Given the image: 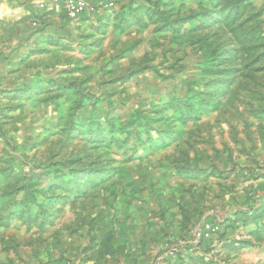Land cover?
I'll list each match as a JSON object with an SVG mask.
<instances>
[{
  "label": "rangeland",
  "instance_id": "374dc122",
  "mask_svg": "<svg viewBox=\"0 0 264 264\" xmlns=\"http://www.w3.org/2000/svg\"><path fill=\"white\" fill-rule=\"evenodd\" d=\"M85 1L0 0V264H264V0Z\"/></svg>",
  "mask_w": 264,
  "mask_h": 264
},
{
  "label": "crops",
  "instance_id": "0c3cea01",
  "mask_svg": "<svg viewBox=\"0 0 264 264\" xmlns=\"http://www.w3.org/2000/svg\"><path fill=\"white\" fill-rule=\"evenodd\" d=\"M63 1H66V0H10V3H5V5L8 8H10L9 10H11V12L8 13V15L10 16L11 20H14L15 23L17 21L18 23H21V25L25 26V23H23L24 22V20H23L24 16H29V14H31V11H34L35 13L39 12L41 18H43V19H45V18H48V19L50 18L52 20L55 19L56 21L54 23L55 24L57 23V25H58V24H61L62 21H61L60 15L59 14L57 15L56 12L58 10L57 8L61 9V7H64L61 5V3ZM99 1H101V0H99ZM107 1L109 2L108 3V5H110L109 7L113 8L112 11L118 10V12L119 11L121 12L122 8L124 7V4L127 0H107ZM113 3H114V5H113ZM5 5H3V6H5ZM29 21H30V19H29ZM47 23H50V21ZM46 29H48V28H46ZM55 31L57 32V30H55ZM49 34H51V33H48L46 30H44L40 33V36H48ZM39 37H36V38H39ZM19 48H20L19 44H14V45L13 44L12 45L0 44V63L7 65V64H13V62L19 60V58H20L19 54L20 53L24 54L23 52L18 53ZM251 183H253V186L256 188L259 186V182L255 183V182L251 181ZM195 225H197V224H195ZM254 238H259V237L257 235H255ZM87 262L88 261H86L83 264H87ZM49 264H63V259L60 256L57 259V262H55V263L50 262Z\"/></svg>",
  "mask_w": 264,
  "mask_h": 264
},
{
  "label": "built area",
  "instance_id": "2783aa9c",
  "mask_svg": "<svg viewBox=\"0 0 264 264\" xmlns=\"http://www.w3.org/2000/svg\"><path fill=\"white\" fill-rule=\"evenodd\" d=\"M64 10L67 16L77 21L83 17L88 12H96L95 7H91L85 0H68L64 4ZM195 241L197 242L202 237L201 229L195 231ZM163 257L162 255L157 258L156 264H162Z\"/></svg>",
  "mask_w": 264,
  "mask_h": 264
},
{
  "label": "trees",
  "instance_id": "16d2710c",
  "mask_svg": "<svg viewBox=\"0 0 264 264\" xmlns=\"http://www.w3.org/2000/svg\"><path fill=\"white\" fill-rule=\"evenodd\" d=\"M96 6H97V5H96ZM96 6H95V7H96ZM86 14H87V13H86ZM86 14H85V15H86ZM85 15H84V16H85ZM84 16H83V17H84ZM254 216H255V215H254Z\"/></svg>",
  "mask_w": 264,
  "mask_h": 264
}]
</instances>
